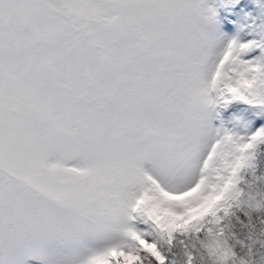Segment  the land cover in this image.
Masks as SVG:
<instances>
[{
	"label": "snow or ice",
	"instance_id": "6c2138e0",
	"mask_svg": "<svg viewBox=\"0 0 264 264\" xmlns=\"http://www.w3.org/2000/svg\"><path fill=\"white\" fill-rule=\"evenodd\" d=\"M264 264V0H0V264Z\"/></svg>",
	"mask_w": 264,
	"mask_h": 264
},
{
	"label": "rangeland",
	"instance_id": "374dc122",
	"mask_svg": "<svg viewBox=\"0 0 264 264\" xmlns=\"http://www.w3.org/2000/svg\"><path fill=\"white\" fill-rule=\"evenodd\" d=\"M26 264H41V263H39V262H35V261L31 260V259H28V260L26 261Z\"/></svg>",
	"mask_w": 264,
	"mask_h": 264
}]
</instances>
